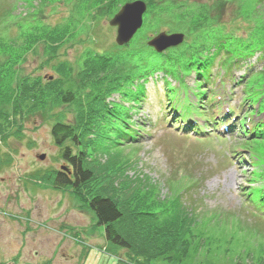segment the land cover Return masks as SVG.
Masks as SVG:
<instances>
[{
	"label": "rangeland",
	"instance_id": "1",
	"mask_svg": "<svg viewBox=\"0 0 264 264\" xmlns=\"http://www.w3.org/2000/svg\"><path fill=\"white\" fill-rule=\"evenodd\" d=\"M134 1L0 0V10L14 11L13 21L0 23V264H139L130 252L108 243L104 226L70 191L53 189L34 175L63 164L51 127L57 121L79 124L85 120L86 105L97 88L95 80L109 85L117 73L114 68L141 60L140 56L154 67L160 60L147 43L161 32L184 33L183 43L190 44L188 7L194 12L204 10L216 21L207 27L213 38H219L207 54L215 57L211 74L199 82L196 71L184 76V82L165 72L140 80L145 100L130 112L137 139L122 142L119 151L110 154L113 159L106 168L101 164L110 158L108 154L98 151L92 162L97 160V174L111 175L115 185L121 186L116 188L120 196L129 193L152 209L165 197L181 196L198 214L197 235L185 257L178 261L160 257L141 264H264V202L249 195L254 186L264 189V124L256 123L246 133L251 140H244L239 130L244 122L264 113V49L252 47L253 56L242 57L238 67L232 65V74L226 66L224 71L218 67L232 35L251 39L255 25V34L264 36V16L256 20L250 15L258 0L146 2L148 14L142 27L132 41L120 46L117 27L109 22L124 4ZM160 10L170 19L155 28L154 15ZM240 13L249 14L253 22ZM35 17L63 25L57 35L50 30L39 32L34 27L38 23H28ZM169 20L182 29L170 28ZM23 23L34 26L29 31ZM238 28L240 32L231 33ZM34 36L38 42L31 45ZM176 52L178 48L167 49L160 55ZM101 68L107 71L98 74ZM211 88L217 95L215 107L228 111L227 117L210 108ZM69 90L75 92V101L62 103L61 97ZM35 93L40 100L32 101ZM29 95L32 98L25 101ZM174 104L186 111L200 109L197 121L206 135L212 134V121L221 122L218 126L231 122L233 135L223 140L214 134L205 139L184 134L176 127L182 114L176 113ZM111 132L109 139L99 137V148L101 143L115 146L118 137L115 130ZM242 144L249 150L237 151ZM42 154L45 159L39 158ZM160 206L166 209L163 202Z\"/></svg>",
	"mask_w": 264,
	"mask_h": 264
},
{
	"label": "trees",
	"instance_id": "2",
	"mask_svg": "<svg viewBox=\"0 0 264 264\" xmlns=\"http://www.w3.org/2000/svg\"><path fill=\"white\" fill-rule=\"evenodd\" d=\"M144 1L153 3L154 0ZM263 4L264 0H258L254 6V11L252 8L250 15L255 16L256 20L264 16ZM188 8L192 13H185L191 25L189 26L191 34L188 33L190 44L185 45L184 42L180 48H169V50L178 48V52L172 56L167 53L160 55V53L153 49L152 52L155 51V56L160 60L157 64H154V67L141 56L139 58L141 60L135 61L134 59V61L125 62L117 68H114L117 70V73L107 86H103L101 82L95 80V86L97 88L86 105L84 112L85 120L83 122L80 120L79 124L57 121L51 127L52 137L55 144L60 148V158L63 164L59 168L50 169L42 174H40L41 172H37L34 175V178L42 184H47L53 189L70 191L82 208L88 207L93 211L97 224L104 226L105 238L108 243L130 252L132 258L139 264L160 257L168 259L169 261H178V259L185 257L191 249L195 235H197L195 226L198 224V214H196L194 206L187 202L185 203L181 199V196L175 197V195H171L163 198L162 202L166 205L165 210L160 209L162 202L153 205L154 209H152L150 205L145 203V200H139L136 196L130 197L129 193L120 196L116 188H121V186L115 185L111 175L106 174L104 176L102 173L97 174V160L92 162V157L96 156L99 153L98 151L110 156L111 153L119 151V148L123 145L122 142L127 143L132 138L137 139L136 135L138 130H135V126H132L133 122L130 112L133 108L141 106L145 100V89H142L143 85L140 80L149 79L156 72H165L170 73L174 79H180L184 82L186 75L189 76L191 72L196 71L198 75L196 77L199 82L204 75L211 74L215 57L207 56V54L211 50L212 43L218 41L219 38H213V35L207 31V27H211L216 21L212 20L211 17L213 16H208L204 13V10L194 12L190 7ZM35 9L36 7H34ZM247 13H240L239 15L244 20L249 18L246 21L253 22ZM146 14H148V9L145 12ZM12 16H14V11L10 9L0 10V23L5 25L13 21ZM154 18L156 19V24L153 27L157 28L159 25L163 26L165 24L163 22L164 19H170V16L160 10V12H156ZM216 18H219V16H216ZM169 22H171L169 24L170 28H175L171 26L177 25V23H172L171 20ZM28 23H38L31 27L23 23V27L29 31L34 26L35 28H39V32L41 30H50L54 33L63 25L61 22L51 24L39 17L29 20ZM177 26L178 29H182L181 25ZM257 28L253 25L252 29L254 33H250L252 30L247 32V34L250 33L251 39L244 36L238 37L237 35H232V37L227 39L231 41V46L226 47L225 52L221 54L225 55H223L224 59L222 63L218 66L222 71H224V67L226 66L228 74H232L234 72L233 69L236 66L238 67L242 57L247 56L249 58V56H253L255 52L252 51V47L264 49V36L259 37L255 34L258 32ZM233 31L240 32V28L232 30L231 33H234ZM224 34L222 33V35ZM25 41L26 37L23 43ZM37 42L38 36H34L31 45ZM31 45H27L26 48L30 50ZM222 49L220 45L218 51L220 52ZM232 65H234L233 69H231ZM101 69L97 71L98 74L101 71H107L106 68ZM251 72L252 70L247 77L251 75ZM97 73H94L92 77L96 76ZM89 79L92 78L86 80ZM130 79L132 80L131 82H129ZM209 91L211 92V90ZM74 93L73 90L64 93L61 97L62 103H73L76 99ZM31 96H26L24 100L27 101L29 97L31 99ZM36 100H40L39 94H36V97L32 101ZM127 102H129L128 106L125 105ZM35 104L32 107H35ZM44 104H48V101L46 100ZM127 107L130 108L128 112H126ZM173 108L177 110L176 113L181 112L180 114H182L180 116L181 122L176 121V127L179 130L184 133L191 132L200 137L202 135L204 137H211L213 133L206 135L199 124L193 122H197L196 117L202 115L200 109L197 110L194 108L195 112L186 111L183 105L180 108L179 106H175V104ZM35 110H40V108L36 106ZM176 113L173 115L176 116ZM225 115L226 117L228 116V114ZM169 122L171 123L172 120H169ZM211 123L210 128L214 131L222 127L218 126L220 122L216 123L212 121ZM243 128L245 133H249L252 130L251 128L246 130L245 125H243ZM112 129L116 131V136L118 137L113 142L115 146L109 147V144L101 143V148H99V137L104 140L109 139V137H112ZM218 131L221 132L222 130L219 129ZM246 139L251 140L250 137ZM241 147L245 148L243 144ZM111 159L113 158L110 156L106 160L107 162L102 163L101 166L106 168L107 165H110ZM106 177L108 178L106 179ZM249 195H251V198L254 196L264 202L263 188L253 187L249 191Z\"/></svg>",
	"mask_w": 264,
	"mask_h": 264
},
{
	"label": "water",
	"instance_id": "3",
	"mask_svg": "<svg viewBox=\"0 0 264 264\" xmlns=\"http://www.w3.org/2000/svg\"><path fill=\"white\" fill-rule=\"evenodd\" d=\"M147 11V4L144 0H136L128 2L115 14L109 24L117 27L116 42L122 46L129 43L136 33L140 30L144 22V14ZM185 40L184 33H167L161 32L148 41V46L154 48L156 52L162 53L170 47H175L182 44ZM52 79V77H51ZM46 154L39 156L40 159H45ZM10 261L7 264H13Z\"/></svg>",
	"mask_w": 264,
	"mask_h": 264
}]
</instances>
